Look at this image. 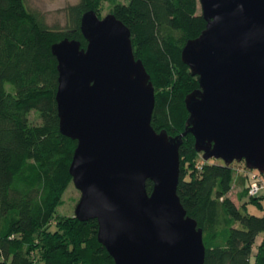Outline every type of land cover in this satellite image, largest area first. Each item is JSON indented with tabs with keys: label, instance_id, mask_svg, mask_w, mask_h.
I'll list each match as a JSON object with an SVG mask.
<instances>
[{
	"label": "water",
	"instance_id": "1",
	"mask_svg": "<svg viewBox=\"0 0 264 264\" xmlns=\"http://www.w3.org/2000/svg\"><path fill=\"white\" fill-rule=\"evenodd\" d=\"M199 3L206 28L182 50L199 87L185 97L188 128L178 136L153 127L155 86L115 14H84L86 47L69 38L52 47L60 130L78 142L75 217L98 221L115 264L205 263L203 229L177 193L187 133L205 160L264 174V0Z\"/></svg>",
	"mask_w": 264,
	"mask_h": 264
},
{
	"label": "trees",
	"instance_id": "2",
	"mask_svg": "<svg viewBox=\"0 0 264 264\" xmlns=\"http://www.w3.org/2000/svg\"><path fill=\"white\" fill-rule=\"evenodd\" d=\"M106 2L131 30L134 54L151 75L153 127L172 136L188 128L185 97L199 81L182 50L206 28L199 0H79L65 8V28L50 26L27 0H0V264H115L98 240L96 219L57 215L73 183L78 142L60 130L52 47L65 38L86 47L82 18ZM182 141L177 193L203 229L204 264H264V215L247 208L264 200V192L248 193L253 170L205 160L190 132ZM153 186L148 180L149 193ZM238 186L241 205L231 196Z\"/></svg>",
	"mask_w": 264,
	"mask_h": 264
},
{
	"label": "rangeland",
	"instance_id": "3",
	"mask_svg": "<svg viewBox=\"0 0 264 264\" xmlns=\"http://www.w3.org/2000/svg\"><path fill=\"white\" fill-rule=\"evenodd\" d=\"M79 0H27L30 8L40 12L45 21L52 27L65 28L67 26V15L65 8L68 5L76 4ZM125 1V0H121ZM112 4L109 2L104 3L102 10L98 14L99 17L104 18L107 14L111 13ZM199 9L201 11V6L199 4ZM210 160H217L216 162L224 163L221 159L212 158ZM215 162V161H214ZM234 166L241 169V173H245V161L234 162ZM237 175V173H236ZM242 190L241 187H235L232 191L231 196L238 205H241L240 201L237 199V194ZM81 197V192L78 190L74 183H71L64 194V202L57 209V215L59 216H75V208ZM248 212L257 216L264 215V200H262V206L249 203ZM52 229L56 228V223L51 225Z\"/></svg>",
	"mask_w": 264,
	"mask_h": 264
},
{
	"label": "built area",
	"instance_id": "4",
	"mask_svg": "<svg viewBox=\"0 0 264 264\" xmlns=\"http://www.w3.org/2000/svg\"><path fill=\"white\" fill-rule=\"evenodd\" d=\"M261 174L262 173H260L258 170L251 171L249 175L250 184L248 188V193L250 196H257L264 192V177Z\"/></svg>",
	"mask_w": 264,
	"mask_h": 264
}]
</instances>
